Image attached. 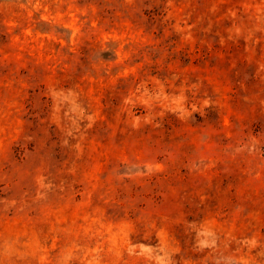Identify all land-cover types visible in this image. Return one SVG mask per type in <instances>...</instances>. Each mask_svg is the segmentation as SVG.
I'll list each match as a JSON object with an SVG mask.
<instances>
[{
    "label": "rangeland",
    "instance_id": "1",
    "mask_svg": "<svg viewBox=\"0 0 264 264\" xmlns=\"http://www.w3.org/2000/svg\"><path fill=\"white\" fill-rule=\"evenodd\" d=\"M0 264H264V0H0Z\"/></svg>",
    "mask_w": 264,
    "mask_h": 264
}]
</instances>
